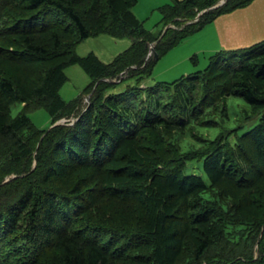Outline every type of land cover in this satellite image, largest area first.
Segmentation results:
<instances>
[{
  "label": "trees",
  "instance_id": "obj_1",
  "mask_svg": "<svg viewBox=\"0 0 264 264\" xmlns=\"http://www.w3.org/2000/svg\"><path fill=\"white\" fill-rule=\"evenodd\" d=\"M219 1L173 0L154 34L133 14L137 0H0V264H264V114L233 144L232 131L197 133L228 118L229 97L250 115L264 109V40L170 85L138 86L181 40L253 0L197 18ZM98 34L131 45L108 64L78 56ZM73 64L90 82L64 102ZM123 73L137 85L117 92L123 80H103ZM38 109L51 126L76 121L42 130L28 117ZM124 206L138 209L133 223L110 212Z\"/></svg>",
  "mask_w": 264,
  "mask_h": 264
},
{
  "label": "rangeland",
  "instance_id": "obj_2",
  "mask_svg": "<svg viewBox=\"0 0 264 264\" xmlns=\"http://www.w3.org/2000/svg\"><path fill=\"white\" fill-rule=\"evenodd\" d=\"M172 2L173 0H137L132 11L135 17L142 23L145 30L156 34L162 31L159 9L163 6L170 5ZM231 13L232 16H228ZM263 39L264 0H253L243 8L218 16L199 31L181 40L178 45L165 53L157 61L152 75L138 86L144 89L146 87H152L157 83L170 85L183 76L193 72L204 71L209 63L210 56L217 52H228L244 47L247 48L263 41ZM130 45L131 40L128 37L115 39L107 34H98L81 41L76 47V53L80 57L94 54L102 63L108 64L117 55L127 50ZM17 72L19 73L20 70L18 69ZM64 72L67 81L61 87L59 94L62 101L70 102L79 96L89 84L90 79L78 64L68 66ZM129 75L128 73H123L119 79H114L115 83L123 80L116 89L117 92L125 90L128 86L137 85L134 79H129ZM87 96L82 97L83 106L90 101V98L87 100ZM226 102L228 106V118L217 117L218 126L212 128L197 127V133L199 135L208 139H214L220 132L232 131L231 136H228V141L233 144L236 135L239 136L249 131L258 124L259 118L264 114L263 109L250 115L247 104L239 98L229 97ZM21 109L22 106L20 104L13 105L10 111L11 116L15 117ZM246 113L250 115L248 119H245ZM28 117L39 129L48 130L51 128L49 115L43 109L28 113ZM62 119L66 120V123L70 122V124L76 121L72 117L70 119ZM174 134V130L165 133L168 139ZM195 173L203 176L202 171L198 168L195 169ZM114 208L117 209L110 212L116 213V218L120 217V214L123 216L128 215L127 221H130L132 218V223L138 214L136 207H131L130 209L125 206ZM118 220H121V217ZM187 235L189 236L190 233L188 232ZM186 238H184L186 243H189V239Z\"/></svg>",
  "mask_w": 264,
  "mask_h": 264
},
{
  "label": "water",
  "instance_id": "obj_3",
  "mask_svg": "<svg viewBox=\"0 0 264 264\" xmlns=\"http://www.w3.org/2000/svg\"><path fill=\"white\" fill-rule=\"evenodd\" d=\"M225 2H226V0H220L216 5L212 6L211 8L199 12L198 15H197V18H198L199 16H201L203 13H205L207 10L215 9V8H217V7H219V6H222L223 4H225ZM169 27H170V26L165 27V29L163 30L162 35L164 34V32H165ZM162 35L159 37V39H158L155 43H152V44L149 45V53H148V57H150V56L153 54V55H154V58L157 59V54H156V52H155V50H154V46H155L156 43H158V42L160 41ZM103 80H104V81H108V82H110V83H114V82H115L114 80H109V79H103ZM89 98H90V95L87 96V100H89ZM65 124H67V123H66V120L61 119V120H59L58 122H56L53 126H51V128L54 127V126H57V125H65ZM71 124H73V123H71ZM11 178H14V176L11 177ZM9 180H10V178H7V179L4 181V183H7Z\"/></svg>",
  "mask_w": 264,
  "mask_h": 264
},
{
  "label": "crops",
  "instance_id": "obj_4",
  "mask_svg": "<svg viewBox=\"0 0 264 264\" xmlns=\"http://www.w3.org/2000/svg\"><path fill=\"white\" fill-rule=\"evenodd\" d=\"M233 12V11H232ZM228 16H232V13L231 14H228ZM264 40V39H263ZM245 48V47H244Z\"/></svg>",
  "mask_w": 264,
  "mask_h": 264
}]
</instances>
